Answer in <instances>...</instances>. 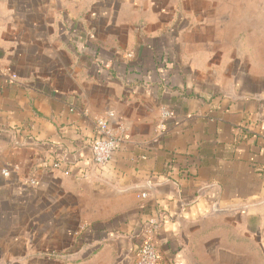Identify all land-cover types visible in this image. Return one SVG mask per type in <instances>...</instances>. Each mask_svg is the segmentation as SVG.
I'll return each instance as SVG.
<instances>
[{"label": "crops", "instance_id": "obj_1", "mask_svg": "<svg viewBox=\"0 0 264 264\" xmlns=\"http://www.w3.org/2000/svg\"><path fill=\"white\" fill-rule=\"evenodd\" d=\"M153 208L159 264H264V0H0V264H133Z\"/></svg>", "mask_w": 264, "mask_h": 264}, {"label": "built area", "instance_id": "obj_2", "mask_svg": "<svg viewBox=\"0 0 264 264\" xmlns=\"http://www.w3.org/2000/svg\"><path fill=\"white\" fill-rule=\"evenodd\" d=\"M128 59L133 58V54L128 52L126 54ZM129 66H133L131 63ZM13 78L15 77L12 75ZM173 111L168 108L160 109V116L156 125V140L161 139L165 135L166 120L171 118ZM115 119V113L111 110L104 115L97 117L94 120V136L89 141L91 157L93 165L96 168H103L112 160L114 153L118 149L122 136L120 133L114 132L110 123ZM55 164L54 166H57ZM3 175H8L6 169L1 170ZM31 183H35L31 180ZM141 198L146 196L145 192L139 195ZM164 221V216L158 213L154 208L145 219V227H143L137 234L139 238L138 250L133 258V264H159L160 252L156 242V233Z\"/></svg>", "mask_w": 264, "mask_h": 264}]
</instances>
